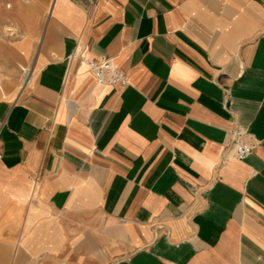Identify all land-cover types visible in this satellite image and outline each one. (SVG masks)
<instances>
[{
	"label": "crops",
	"instance_id": "1",
	"mask_svg": "<svg viewBox=\"0 0 264 264\" xmlns=\"http://www.w3.org/2000/svg\"><path fill=\"white\" fill-rule=\"evenodd\" d=\"M8 48L0 264H264V0H0Z\"/></svg>",
	"mask_w": 264,
	"mask_h": 264
},
{
	"label": "built area",
	"instance_id": "2",
	"mask_svg": "<svg viewBox=\"0 0 264 264\" xmlns=\"http://www.w3.org/2000/svg\"><path fill=\"white\" fill-rule=\"evenodd\" d=\"M81 60L85 63L92 71L95 80L99 84L108 85H127V79L125 74L113 65L110 61L97 62L95 60L82 57ZM252 152V146L248 142H238L234 148V156L238 160L246 159ZM1 158V154H0Z\"/></svg>",
	"mask_w": 264,
	"mask_h": 264
},
{
	"label": "rangeland",
	"instance_id": "3",
	"mask_svg": "<svg viewBox=\"0 0 264 264\" xmlns=\"http://www.w3.org/2000/svg\"><path fill=\"white\" fill-rule=\"evenodd\" d=\"M10 49L8 48L7 52L8 61L0 60V97L15 99L25 87L26 74L24 73L26 69L30 68V65L27 63H16Z\"/></svg>",
	"mask_w": 264,
	"mask_h": 264
},
{
	"label": "bare ground",
	"instance_id": "4",
	"mask_svg": "<svg viewBox=\"0 0 264 264\" xmlns=\"http://www.w3.org/2000/svg\"><path fill=\"white\" fill-rule=\"evenodd\" d=\"M26 70H25V73H24V74H26V77L24 76L25 77V80H24L25 82H27L29 80V78L31 77V75H30V68L29 69H26Z\"/></svg>",
	"mask_w": 264,
	"mask_h": 264
}]
</instances>
